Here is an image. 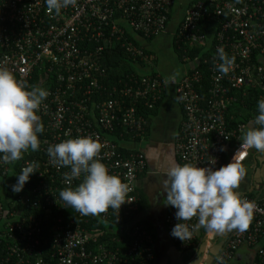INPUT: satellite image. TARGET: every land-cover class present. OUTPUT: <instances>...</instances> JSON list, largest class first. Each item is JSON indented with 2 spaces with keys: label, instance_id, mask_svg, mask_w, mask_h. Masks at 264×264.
Returning <instances> with one entry per match:
<instances>
[{
  "label": "built area",
  "instance_id": "2783aa9c",
  "mask_svg": "<svg viewBox=\"0 0 264 264\" xmlns=\"http://www.w3.org/2000/svg\"><path fill=\"white\" fill-rule=\"evenodd\" d=\"M171 5L172 0H76L57 14L47 9L45 0H0V68L11 72L28 89L39 86L48 92L36 112L44 122L45 133L39 140L38 153L31 158L28 150L21 160L0 163V183L14 180L27 162L39 165L36 173L30 174L36 185L28 184L26 197L12 192L5 198L0 192V264L152 263L151 234L141 225L121 228L131 243L124 251H111L98 242L102 232L90 233L74 217L65 222L62 218L52 219L44 232L39 217L28 214L22 220L14 209H8L21 203L40 212L62 211L66 205L60 200L59 191L67 187L63 174L69 169L51 164L46 149L70 138L91 137L101 145L97 159L130 188L119 209L98 213L106 229L115 231L112 223L119 224L122 214L138 210L136 179L147 164L139 150L128 155L119 151L115 132L119 130L120 136L141 137L146 118L137 111V102L143 99L147 107L153 108L162 89L169 85L173 86L183 113L173 145L175 158L181 165L217 169L231 161L241 165L247 158L251 148L241 149L242 140L234 147L229 146L249 125L227 129L225 113L235 99L225 97V87L256 89L259 100L264 99V0H198L184 10L176 43L186 42L183 44L189 47L203 42L197 29L199 22L208 17L220 19L217 43L206 63L207 75L198 69L168 80L159 75L141 76L130 78V83L119 88L104 86L103 48L119 41L132 55L145 58L142 47L133 46L128 34L143 38L160 34ZM116 14L119 16L115 17ZM86 42L97 44L81 45ZM217 49L234 61L227 74L218 71L221 61ZM253 52H257L258 64L251 63ZM36 71L39 75L34 79ZM51 74L53 82L49 83L47 77ZM205 76L210 84L199 92L198 86H204L201 81ZM202 93L205 95L200 96ZM204 99L206 107L200 103ZM225 154L229 158L224 163ZM77 183L80 179L72 181V185ZM32 195L33 199L28 197ZM240 197L254 204L252 219L245 231L229 232L213 264H226L242 245L254 248L253 264H264V196L257 200L246 195ZM175 211L169 205L164 227L172 242L186 249L194 239L197 217L181 221L191 231L190 239L181 241L170 235L178 223ZM78 218L87 223L80 213ZM90 243H94L93 247H88Z\"/></svg>",
  "mask_w": 264,
  "mask_h": 264
},
{
  "label": "clouds",
  "instance_id": "9594fccd",
  "mask_svg": "<svg viewBox=\"0 0 264 264\" xmlns=\"http://www.w3.org/2000/svg\"><path fill=\"white\" fill-rule=\"evenodd\" d=\"M75 2L45 0V5L58 14L61 8ZM217 57L221 61L218 71L227 74L231 59L222 49H217ZM47 95L48 92L39 86L28 89L11 72L0 68V163L21 160L22 154L29 149L38 150L37 134L44 129L36 112ZM257 110L258 115L252 121L254 126L247 127L242 134L241 149L264 151V99L258 100ZM100 149L101 145L91 137L70 138L46 149L51 164L69 169L63 174L67 187L59 191L60 200L83 216H94L109 208L119 209L130 191L127 184L110 174L97 159ZM38 166L32 161L20 169L11 185L13 193L22 191ZM243 174L244 169L232 161L213 169L187 163L181 165L173 160L164 173L167 205L176 209L178 221L170 235L181 241L190 239L191 231L181 221H189L194 216L198 220L196 227L205 231L217 234L234 229L245 231L252 219L254 204L242 200L235 191ZM74 179H80L76 186H72Z\"/></svg>",
  "mask_w": 264,
  "mask_h": 264
},
{
  "label": "crops",
  "instance_id": "0c3cea01",
  "mask_svg": "<svg viewBox=\"0 0 264 264\" xmlns=\"http://www.w3.org/2000/svg\"><path fill=\"white\" fill-rule=\"evenodd\" d=\"M188 1L186 0L184 8ZM172 15L173 6L171 19ZM171 19L166 28L151 40V45V42L149 44L146 43V39L138 34H131L139 42L140 46L151 53L149 58L154 60L155 70L168 79L180 77L186 70V65L182 62L183 59L180 60L178 58L172 46L173 34L179 19ZM170 28H172L171 32ZM165 42L169 43L168 46L172 48L175 54V56L171 55V65L174 68L169 72L170 74H163L160 71L157 65L158 58L154 53L153 44H164L167 47ZM176 60L181 64H175ZM179 67L180 69L176 71ZM182 116V109L178 103L174 88L173 86L168 87L154 114L150 116L148 131L137 140H122L119 142L126 149L143 152L146 158L147 170L137 179L135 193L139 202L141 201V210L136 213L137 219L147 221L155 233L152 245L154 259L151 264H213L216 255L219 253L230 232L217 234L196 227L194 239L186 249L178 248L166 233L164 216L169 205H167L165 198L164 173L173 160L178 163L173 152V145ZM241 138L242 134L237 137L238 140H235L240 142L242 140ZM240 166L244 169V174L235 191L239 195L251 194L249 197L256 200L261 199L264 196V151H257L251 148L247 158ZM141 197L144 198L143 201ZM197 224L198 220L196 222ZM253 260L254 248L242 245L235 251L226 264H253Z\"/></svg>",
  "mask_w": 264,
  "mask_h": 264
},
{
  "label": "trees",
  "instance_id": "16d2710c",
  "mask_svg": "<svg viewBox=\"0 0 264 264\" xmlns=\"http://www.w3.org/2000/svg\"><path fill=\"white\" fill-rule=\"evenodd\" d=\"M195 1H198V0H189L184 10L188 6H190L192 3H194ZM173 3L174 1L172 0V5L171 7L168 8L166 12L167 21L165 22L164 29L170 22ZM117 16H119V14L115 15V17ZM181 18L182 16L179 18L177 27L180 23ZM219 20L220 19H217L216 17H208L205 20H202L201 22H199L197 29H198V33L203 35V42L201 44H197L192 47H189L187 44H183L186 42L178 41L179 43H176V41L178 40L177 39V27H176V30L173 34L172 46L176 54L178 55V58L180 60L183 59L182 62L186 65V70L182 73L183 75L185 73L191 74L192 72L198 69H200L203 75H207L208 70L206 68L207 66L206 63L208 62V58L211 56V53L213 49L215 48L214 44L217 43V38H218L217 34L221 29V26H220L221 24ZM131 34L133 33H130V35L128 34L129 41L131 42L133 46L139 47L140 46L139 42L135 40L131 36ZM154 37L155 35L146 37L144 39L151 41L153 40ZM96 44H97L96 42H86L85 44L81 43V45L83 46L84 45L85 46L86 45L95 46ZM141 50L145 58L141 56H137V55H132L128 50L125 49V47H122L120 45L119 41H114V45L112 47H104L102 51L103 66L106 70V78L103 82L104 86H107L108 88H112V87L119 88L121 85L125 83H130L129 82L130 78L132 79V77H134L135 79H137L141 76L152 77L155 75H159L163 79L168 80L167 77L160 75L155 70L154 63H153L152 70H150L149 72H142V68H144L146 65L145 60L146 58L150 57L151 53L145 50L143 47ZM225 55L228 58H230L228 54H225ZM256 59H257V52H253L251 56V63L258 64ZM152 61L154 62L153 59ZM231 61L234 62L232 59ZM35 74L36 75H34V79H37L39 72L36 71ZM182 74L180 76H182ZM52 77H53V74L47 77V80L49 83L53 82ZM201 82H203L204 86L202 87L198 86L199 92H203L209 86L210 84L209 77L205 76L203 78V81ZM166 88L162 89L161 93L159 94V100L155 103L153 108L147 107V105H145V100L143 99L137 102V111L146 118V126H145L144 134L145 132L148 131L149 124H150V116L154 114V111L156 110L161 99L163 98V94L165 93ZM225 88H226L225 97L227 98L231 97L235 99V101L232 102L231 105H229V107H227V111L225 113V122H226L227 129H231V130L235 129L237 125L239 124H246V125H249V127L254 126L252 124V121L254 120L255 116L258 115L257 102L259 100L258 98L259 92L256 89H252V88H248V89H243V88L237 89L233 87H225ZM204 95H205L204 93L200 94V96H204ZM93 97L95 100H97L95 95ZM200 103L201 105L206 107V105H204L206 103L205 99L204 101L201 100ZM40 122L44 124L43 120L41 119H40ZM44 135H45L44 131L42 133L37 134L38 141ZM114 137H116L118 143L122 140H137L140 138V137H134V135L120 136L119 130L115 132ZM237 140H233L230 143V146L234 147L240 144V142ZM40 146H41V143L39 142V148ZM39 148L35 152L29 149L28 156L31 158H34L35 157L34 154L38 153ZM132 150L134 149H126L121 145L119 147V151L123 152L125 155H128L129 153H131ZM227 155L228 154L224 155V158H223L224 163L229 158V156ZM146 170H147V164H146L145 170L141 174H138L137 179L143 173H145ZM137 179H136V182H137ZM10 180L11 182L2 181V183H0V192H2L5 195V198L10 197L12 194L11 185L15 183V179L14 180L10 179ZM28 184H31V186L36 185L35 181H32L31 179H29V181L25 183L22 191H20V194L22 196H25V197L27 196L25 194H27L30 190V189H27L29 188ZM78 184L79 183L72 185V186H76ZM245 195L250 196L251 194H245ZM28 197L33 199V195L28 196ZM143 199L144 198L141 197L142 201ZM6 207H9V206H6ZM65 208L62 211H55L51 209L46 212H40V210L38 209L34 210L31 208H27L25 205L23 204L21 205V203H19V204L13 205V207H10L8 211H11L14 209L15 212L19 215V218H21L22 220L24 219V217H27L28 214H34L37 218L39 217L42 220L40 227L44 229V232L45 230L46 231L48 230V227L52 219L62 218L63 221L65 222L69 220V217H74L77 222L81 223V227L84 229H87V231H89L90 233H93L96 231L102 232L103 234L99 237L98 242H103L104 246L111 251H115L116 249L120 251H124L125 249L128 248L129 244L131 243L130 241L131 238L126 237V235L123 232V229H121V228H124V226L126 225L127 226L128 225H134V226L141 225L143 228H146L151 234L152 241L155 236V233L151 229L152 228L151 225L147 221L137 219L136 213L139 212V210H141V201L139 202L138 210L136 213L122 214L119 220V224L112 223V229L116 227V230L115 231L112 230V232H109L106 229L105 223L103 222V220L100 218L98 214L94 216L93 215L83 216V218L87 219V223H84L82 221L84 219L78 218L77 211H75L71 207L66 206ZM112 221H113V218H112ZM131 230H133L132 227H131ZM93 244L94 243L88 244V247H93ZM42 246L43 245H40L39 247H42ZM254 254H255V251H254Z\"/></svg>",
  "mask_w": 264,
  "mask_h": 264
},
{
  "label": "rangeland",
  "instance_id": "374dc122",
  "mask_svg": "<svg viewBox=\"0 0 264 264\" xmlns=\"http://www.w3.org/2000/svg\"><path fill=\"white\" fill-rule=\"evenodd\" d=\"M185 2H186V0H174V3H173V15H172V19L171 20L179 19L182 16V14L184 12ZM181 5H182V7H181ZM171 30H172V28H170V32H171ZM169 37H170V35H169ZM164 41H165V38H164ZM145 42L148 43V44L151 42L150 45L152 44V41L145 40ZM153 45H154L155 56L158 58L157 65L159 66L160 71L163 74H166V73L170 74L169 72H171L173 70V68H174L171 65V63H172L171 55L175 56V54L172 51V48L168 46L169 43H166L167 47L164 46V44H161V45L153 44ZM145 63H146V65L142 69V71L143 72H149L150 70H152L153 63H154L152 61V59L151 58H146ZM175 64L180 65L181 63L176 60ZM179 69H180V67L176 71H178ZM169 87H171V86H169Z\"/></svg>",
  "mask_w": 264,
  "mask_h": 264
}]
</instances>
